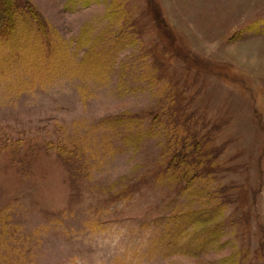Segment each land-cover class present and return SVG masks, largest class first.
Returning a JSON list of instances; mask_svg holds the SVG:
<instances>
[{"label":"rangeland","instance_id":"obj_1","mask_svg":"<svg viewBox=\"0 0 264 264\" xmlns=\"http://www.w3.org/2000/svg\"><path fill=\"white\" fill-rule=\"evenodd\" d=\"M27 1L54 64L0 45V264H264V0Z\"/></svg>","mask_w":264,"mask_h":264},{"label":"trees","instance_id":"obj_2","mask_svg":"<svg viewBox=\"0 0 264 264\" xmlns=\"http://www.w3.org/2000/svg\"><path fill=\"white\" fill-rule=\"evenodd\" d=\"M147 1L150 5L151 0ZM54 35V31L49 28L38 11L27 0H0V45H4L8 49L5 61L26 63L27 58H32L39 65L36 68H50L54 62L47 56L53 49ZM31 43H34L35 46L32 47ZM41 44L47 45V48L44 49ZM14 59L17 60L13 61ZM152 115L148 114L149 117ZM152 118H156V115ZM212 141L213 138L208 142ZM168 147V153L171 155L165 158L164 166L157 175L163 176L165 181L171 184L176 180V177L178 178L173 167L184 165L186 167H182L177 172L180 179L173 183L174 185H186L187 177L202 178L204 176L201 172L203 170L200 169L205 154L202 150L204 147L202 143L185 136L181 139L175 138L174 143ZM210 155L211 151L209 158H212L213 156ZM206 156L208 155L206 154ZM173 174L176 176L174 177ZM181 189L183 187L177 190Z\"/></svg>","mask_w":264,"mask_h":264}]
</instances>
